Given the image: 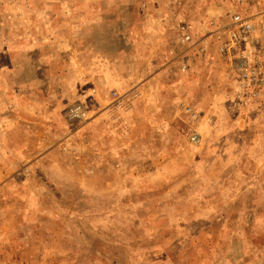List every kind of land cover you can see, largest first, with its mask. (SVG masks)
Here are the masks:
<instances>
[{"label": "rangeland", "instance_id": "obj_1", "mask_svg": "<svg viewBox=\"0 0 264 264\" xmlns=\"http://www.w3.org/2000/svg\"><path fill=\"white\" fill-rule=\"evenodd\" d=\"M0 264H44L42 0H0Z\"/></svg>", "mask_w": 264, "mask_h": 264}]
</instances>
